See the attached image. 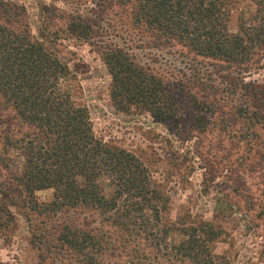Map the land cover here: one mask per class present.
I'll return each mask as SVG.
<instances>
[{"label": "trees", "instance_id": "trees-1", "mask_svg": "<svg viewBox=\"0 0 264 264\" xmlns=\"http://www.w3.org/2000/svg\"><path fill=\"white\" fill-rule=\"evenodd\" d=\"M63 1L43 2L37 37L26 8L0 0V107L8 112H0V168L8 171L0 173V234L15 227L17 199L50 190L51 201L34 203L44 218L28 220L36 264H229L212 250L219 230L165 220L168 198L148 168L95 136L53 46L88 44L120 112L157 123L180 112L213 115L214 148L242 144L238 168L264 178V0H248L254 14L235 32L228 22L240 0ZM195 121L196 133L207 129ZM187 137L197 136L186 130L180 140Z\"/></svg>", "mask_w": 264, "mask_h": 264}, {"label": "rangeland", "instance_id": "rangeland-1", "mask_svg": "<svg viewBox=\"0 0 264 264\" xmlns=\"http://www.w3.org/2000/svg\"><path fill=\"white\" fill-rule=\"evenodd\" d=\"M15 1L26 8L28 23L37 37L43 18V2L55 1L60 7L65 6L63 0ZM254 11V4L248 0L235 3L229 16L230 32L237 31L241 22L249 23ZM58 43L53 49L68 65L69 76L64 85L72 101L87 109L98 139L135 155L148 168L152 179L168 198L164 219L184 224L208 222L221 232L212 246L216 256L226 257L229 264H264V178L262 172L238 168L241 162H237L239 154H234V148L241 152L243 145L235 143V147H228L224 143V148L215 149L217 131L212 129L216 126H211L214 116L210 114L198 116L191 111L180 112L176 121L157 123L148 113L116 110L109 97L106 68L94 50L71 38ZM150 52L164 58L163 53ZM160 58L159 64H162ZM165 58L173 61L171 57ZM147 62L155 69L161 67ZM0 112L7 111L0 107ZM196 116L211 128L206 125L207 129L201 128L196 133L193 130ZM186 130L197 137L180 140ZM1 172L8 171L0 168ZM23 196L24 201L17 199V206L11 208L15 214V227L0 234V262L3 263L36 264L28 220L35 225L44 218L37 213L39 207H34V203H48L52 193L43 190L33 196L25 193Z\"/></svg>", "mask_w": 264, "mask_h": 264}]
</instances>
